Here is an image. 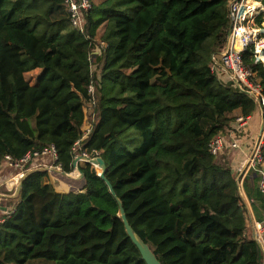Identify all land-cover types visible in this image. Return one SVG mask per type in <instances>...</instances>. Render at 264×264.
Instances as JSON below:
<instances>
[{"label": "trees", "instance_id": "trees-1", "mask_svg": "<svg viewBox=\"0 0 264 264\" xmlns=\"http://www.w3.org/2000/svg\"><path fill=\"white\" fill-rule=\"evenodd\" d=\"M232 1L92 0L81 35L66 0H0V167L52 145L66 174L76 156H100L130 224L162 264H264L234 170L210 148L236 112L248 119L259 105L210 64L226 49ZM243 60L264 96L254 45ZM81 170L78 191H57L48 170H35L3 202L0 264H146L99 171ZM242 186L263 223L253 171Z\"/></svg>", "mask_w": 264, "mask_h": 264}, {"label": "built area", "instance_id": "built-area-1", "mask_svg": "<svg viewBox=\"0 0 264 264\" xmlns=\"http://www.w3.org/2000/svg\"><path fill=\"white\" fill-rule=\"evenodd\" d=\"M251 1L253 0H233L231 2V33L228 38L226 49L222 53L220 60L218 61L214 59L215 64L213 68L217 69V67H220L223 72L227 73L230 79L237 85L240 90L244 91L249 96L255 99V101L262 108L264 115V96L262 94V88L259 85L255 84V74L250 68L245 65L243 60V53L251 45H253L252 43H254L256 41V38L258 37V30L255 29V24L257 18L261 16L264 11V6L260 2L253 1L258 4V7L256 8L255 6L249 3ZM66 5L68 7L69 12L71 13L72 25L81 35H84L86 25V14L93 7L92 0H66ZM104 46L105 43L102 42L101 47ZM257 52L255 51V58L257 57ZM95 54H98V52H95ZM89 92L92 99L88 109L93 111L92 107L95 103L96 93L95 86L93 84H91ZM246 120L247 119L239 117L236 119V122L242 128L245 126ZM93 125L94 123H92V125H89V123L86 124L82 138L75 143V154H77V152L82 148L84 142H86L92 134L94 129ZM224 140L225 139L223 136H218L210 143L211 152L214 156H220L226 148ZM263 140L264 136H262L261 140L257 142L252 156L249 158L248 162L244 166V170L246 172L253 171L256 174V177H258L259 179V188L264 195V163L262 157V147L264 145ZM232 147L236 148L238 146L236 143H234ZM82 156L90 158L86 153H84ZM77 157L79 156H76V158ZM43 158H49L50 160H53V163H55L58 160V153L56 147L52 145L45 149L43 152L28 154L19 162H14L11 157H6L5 161L0 167V189H2L3 191L2 193H0V207L2 206L3 202L7 200L6 195L10 196V198L8 197V200L17 198L15 193L18 190L22 178L26 174L25 166L31 164V168L33 170H41L43 168H37L34 165V162ZM51 167H54V171H62V168L59 166L54 165ZM6 168L7 170L14 169L18 171L11 179H9L8 181H3V183L1 184L2 173ZM242 198L245 201V197L243 196ZM10 211L12 210L9 209L5 213H8ZM3 221L4 220L0 218V224ZM250 225L254 228L252 237L259 243L261 248L264 250V222L259 223L253 219L251 220Z\"/></svg>", "mask_w": 264, "mask_h": 264}, {"label": "crops", "instance_id": "crops-1", "mask_svg": "<svg viewBox=\"0 0 264 264\" xmlns=\"http://www.w3.org/2000/svg\"><path fill=\"white\" fill-rule=\"evenodd\" d=\"M221 55H220V57H221ZM223 73H224L223 75L219 74V76L222 79L223 78H230L227 73H225V72H223ZM234 116L237 119L240 117V113L236 112ZM263 117L264 116H263L262 108L258 105V108L255 111V113L246 120V124L244 127L241 128L235 119L229 125V127L225 129V131L221 135L225 138V142H226V144H225L226 148L221 153V159H223V160L228 159L230 161L231 167L234 170L237 181L242 178L243 174H245V172H243L244 166L248 162L249 158L252 156L253 151L255 149V146L257 144V141L260 138V134L262 132V126L264 123ZM234 142L238 145V147L233 148L232 146H230V144H232ZM35 166L37 168H43V170H48V171L50 169H52V168H50L51 166L49 167V166L44 165V164L42 166L40 165L41 167H39L37 165H35ZM52 170H54V169H52ZM10 171H12V170H7V168L4 169V171H3L4 174L2 175V178H1V184L3 183V181H8L9 179H11L15 175V174L11 173ZM68 179H70V178H68ZM71 180L75 181V182L83 181V179H79V180L71 179ZM63 188H64V190L65 189L68 190L67 188H71V187L69 185L68 186L64 185ZM64 192H66V191H64ZM15 194L17 195V191ZM6 197H7V200H8V197L10 198L9 195H6ZM249 205L251 206V204H249ZM253 219L255 220V218L253 216V212H252L249 214V220L251 221ZM249 228L250 229H249L248 233H249V235L252 236V234L254 232V228L251 225H249Z\"/></svg>", "mask_w": 264, "mask_h": 264}, {"label": "water", "instance_id": "water-1", "mask_svg": "<svg viewBox=\"0 0 264 264\" xmlns=\"http://www.w3.org/2000/svg\"><path fill=\"white\" fill-rule=\"evenodd\" d=\"M263 120H264V117H263ZM262 136H264V123L262 126V132H261V137L259 138V141L261 140ZM81 161L85 162L86 164H90L99 170V177L106 183V185L109 188L110 194L113 196V198L117 202V205L119 207L118 217L122 220L127 235L129 236V238L131 239L133 244L139 250L141 257L145 261V263L146 264H162L159 261V259L157 258V256L155 255V253L152 251L150 246L147 243H145V241L135 232L134 228L130 224L127 213L125 211V208L123 206L121 199L117 195V193L113 187V184L107 179L106 175H107L108 169H107V164L104 161V159L100 156L95 157V158H88L85 156L77 157L73 163V168H74V171L78 172L81 175L80 179H83L85 175L82 172L81 167H80ZM34 171L35 170H31V171L27 172L24 175V177L22 178L21 183H20L18 190H17V197L20 195V193L22 191L24 180ZM60 173L67 178L76 179L75 177H73L72 174H66L63 171H60Z\"/></svg>", "mask_w": 264, "mask_h": 264}, {"label": "rangeland", "instance_id": "rangeland-1", "mask_svg": "<svg viewBox=\"0 0 264 264\" xmlns=\"http://www.w3.org/2000/svg\"><path fill=\"white\" fill-rule=\"evenodd\" d=\"M98 1H100V0H98ZM253 1H256V0H253ZM262 14L264 15V11H263ZM255 25H256L255 29L258 30V34H257L258 37L256 38V41L254 43H252V44L255 46V51L256 52L259 51L258 50L259 48L261 50V51L257 52V55H256L257 57L255 58V60L257 62H261L262 64H264V23H262V26L261 27H259L257 24H255ZM260 53H263V54L261 55ZM210 64H211L212 67L214 66V62H211ZM95 68H96V64H93V70ZM41 72H42V70H35V71L31 72V73H28L26 75V78H27V80L30 83L35 84L36 79L40 75ZM92 113H93V111H91V110L88 109L87 115H90ZM87 123H89V125H92V123H95L94 122V117L89 118L87 120ZM260 136H261V134H260ZM263 142H264V140H263ZM234 143L230 144V146H232ZM225 144H226V142H225ZM222 160L223 159H221V155L220 156H217V161L218 162H221ZM229 163H230V161H229ZM43 164L44 165H47L49 167L50 166H54L53 160H50L49 158L39 159V160H37V161L34 162V165H37L39 167H41ZM80 165H81V167H85L86 163L81 161L80 162ZM50 168L54 169V167H50ZM94 168H96V167H94ZM52 169L49 170V172H50V179L49 180L55 185L57 191H60V192H64V191H66V192L68 191L69 192L71 190L72 191H78V190H80L85 185L84 180L83 181H78V182L72 181L71 179H68L67 177L63 176L60 172L54 171ZM97 171H99V170L97 169ZM243 172H245V174H243L242 178L238 180V184L240 186V192H241V194L243 192V186H242L243 185V180H244L245 176H247V174L249 173V172H246L245 170H243ZM3 174H4V172L2 173V175ZM71 174L73 175V177L76 178V180H79L81 178V175L78 174V173H76L75 171H74V173H71ZM255 176H256V174H255ZM62 185L63 186L64 185H66V186L69 185L71 188H67L68 190H66V189L64 190V188H63ZM2 192H3L2 189H0V193H2ZM13 192H15V191H13ZM243 196L245 197V201L244 202H245V204L247 206V211L250 214V213H252V209H251V206L249 205L248 199L246 198L244 192H243L242 197ZM249 214H248V216H249ZM0 215H1V213H0ZM248 222L251 223L250 220Z\"/></svg>", "mask_w": 264, "mask_h": 264}, {"label": "bare ground", "instance_id": "bare-ground-1", "mask_svg": "<svg viewBox=\"0 0 264 264\" xmlns=\"http://www.w3.org/2000/svg\"><path fill=\"white\" fill-rule=\"evenodd\" d=\"M251 5H253V6H255L256 8L258 7V4L257 3H255V2H249ZM259 51H261L260 50V48H259ZM261 55L263 54V53H260ZM11 184V183H10ZM12 185V184H11Z\"/></svg>", "mask_w": 264, "mask_h": 264}]
</instances>
